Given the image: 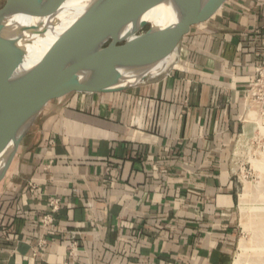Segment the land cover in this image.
I'll use <instances>...</instances> for the list:
<instances>
[{"label":"crops","instance_id":"obj_1","mask_svg":"<svg viewBox=\"0 0 264 264\" xmlns=\"http://www.w3.org/2000/svg\"><path fill=\"white\" fill-rule=\"evenodd\" d=\"M180 47L163 78L48 104L0 182V264H231V156L264 0H228ZM53 198L62 207L46 232Z\"/></svg>","mask_w":264,"mask_h":264},{"label":"water","instance_id":"obj_2","mask_svg":"<svg viewBox=\"0 0 264 264\" xmlns=\"http://www.w3.org/2000/svg\"><path fill=\"white\" fill-rule=\"evenodd\" d=\"M71 1L7 0L0 10V182L50 102L74 92H114L141 85L127 83L148 78L192 26L210 19L228 2L91 0L72 23L59 28L58 18L67 14ZM18 4L25 5L24 19L4 24ZM167 6L173 10L172 21L163 28L152 25L157 11ZM142 29L146 34L137 44L118 51L116 38ZM92 41H109L114 49H77L56 58L62 45Z\"/></svg>","mask_w":264,"mask_h":264},{"label":"rangeland","instance_id":"obj_3","mask_svg":"<svg viewBox=\"0 0 264 264\" xmlns=\"http://www.w3.org/2000/svg\"><path fill=\"white\" fill-rule=\"evenodd\" d=\"M6 3L0 0V10ZM109 45L108 41L104 46ZM231 166L237 190V237L231 264L237 260L264 264V131L248 127V134L235 141Z\"/></svg>","mask_w":264,"mask_h":264},{"label":"bare ground","instance_id":"obj_4","mask_svg":"<svg viewBox=\"0 0 264 264\" xmlns=\"http://www.w3.org/2000/svg\"><path fill=\"white\" fill-rule=\"evenodd\" d=\"M27 1V0H26ZM91 0H73L68 4V7L66 8V11L64 13H67L65 15H62L58 18V21L56 23V26L59 28H63L70 23L74 21L77 14H81L89 5ZM25 5L18 4L14 7L11 14L3 21L4 24L10 25L14 24L15 22L21 21L24 19L25 16ZM173 17V10L167 6V7H161L157 14L153 18L152 25L158 26L163 28L165 25L170 23L172 21ZM62 30V29H59ZM146 34V29L139 30L137 32H133L131 34H128L126 36H121L115 39L116 48L118 51H124L128 50L131 47H133L135 44H137L141 38ZM40 41L39 39L35 41L34 45L38 44ZM108 41H102V42H96L92 41L88 44H76L74 42L70 43V45H62L65 47H61L58 49L56 58L58 59L62 55L69 53L73 50L77 49H91V50H104V49H114L111 45L104 46L105 43ZM76 44V45H75ZM180 43L174 47V49L171 51V53L168 55V57L165 59V61L152 73L150 76L144 80H136L132 81L130 83H127L128 85H136V84H142L158 80L160 78H163L170 74L172 69L174 68V65L180 55L181 47ZM33 48V47H31ZM136 82V83H135ZM126 84V85H127ZM240 139V138H239ZM239 142V141H238ZM235 264H241L239 260L235 262Z\"/></svg>","mask_w":264,"mask_h":264},{"label":"built area","instance_id":"obj_5","mask_svg":"<svg viewBox=\"0 0 264 264\" xmlns=\"http://www.w3.org/2000/svg\"><path fill=\"white\" fill-rule=\"evenodd\" d=\"M239 121L242 126L239 138L248 134V127H254L260 133L264 131V49L257 55L254 79L245 90L244 112L240 116ZM61 207V199L53 198L50 201L49 211L44 214L41 221L44 231L48 232L55 227V216L61 211ZM67 240L70 244V258L73 259L79 250V241L75 234L68 235ZM46 245L47 240L41 239L39 246L44 247Z\"/></svg>","mask_w":264,"mask_h":264}]
</instances>
